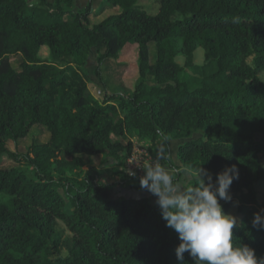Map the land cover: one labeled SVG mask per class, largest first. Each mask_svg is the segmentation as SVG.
I'll use <instances>...</instances> for the list:
<instances>
[{
  "label": "trees",
  "instance_id": "obj_1",
  "mask_svg": "<svg viewBox=\"0 0 264 264\" xmlns=\"http://www.w3.org/2000/svg\"><path fill=\"white\" fill-rule=\"evenodd\" d=\"M37 1L0 0V165H16L0 168V264H178V235L139 177L116 170L119 181L106 184L91 165L96 156L125 163L131 137L161 146V133L168 150L171 140L186 141L177 147L180 164L213 174L239 169L230 189L240 215L233 237L264 258V230L251 227L264 208L256 193L264 183V0H158L153 16L140 0H101L117 13L94 26L91 3L74 13L75 0ZM98 44L99 80L106 61L137 45L130 93L99 100L90 92L83 68ZM42 47L49 58L39 57ZM41 129L46 142L24 154L7 148ZM115 184L149 197L105 199ZM221 203L225 212L232 205Z\"/></svg>",
  "mask_w": 264,
  "mask_h": 264
},
{
  "label": "clouds",
  "instance_id": "obj_2",
  "mask_svg": "<svg viewBox=\"0 0 264 264\" xmlns=\"http://www.w3.org/2000/svg\"><path fill=\"white\" fill-rule=\"evenodd\" d=\"M161 135L163 143L156 157L138 167L144 173L139 177V185L155 197L165 227L178 235L180 243L175 248L178 264H185V253L193 264H264V258L258 257L255 249L235 243L233 229L239 218L225 212L221 203L238 206L230 189L234 180L239 179V169L235 165L226 166L213 174L202 165L166 167L160 161L171 158V153L167 137ZM251 227L264 230V208L253 213Z\"/></svg>",
  "mask_w": 264,
  "mask_h": 264
},
{
  "label": "rangeland",
  "instance_id": "obj_3",
  "mask_svg": "<svg viewBox=\"0 0 264 264\" xmlns=\"http://www.w3.org/2000/svg\"><path fill=\"white\" fill-rule=\"evenodd\" d=\"M49 3H53V0H47ZM91 3V9L95 11L93 15L90 17V26L97 25L102 22L107 17L114 15L117 13L116 9H111L108 5H103L101 0H75L74 6L72 7V12H78L84 10V8ZM30 5L38 4L37 0H29ZM139 9L147 14V15H156L159 11V2L158 0H140L138 2ZM179 16L175 15L172 17V20L178 19ZM104 47L101 44H98L94 49H92L85 67L83 71L86 75V79L88 82V88L93 96L99 100H101L105 93L109 94H125L130 93L135 85V82L138 77L137 70V45H127L119 54L118 61H106L101 67V80H99L95 75L96 68V57L99 52H103ZM149 55L150 61H155V48L153 45L149 47ZM40 58H49V51L47 47H42L39 52ZM176 62L180 65L184 64V58L177 57ZM247 62L251 63V58L247 60ZM194 63L197 65H201L203 63V49L198 48L194 53ZM20 64V58L13 57L11 58V65L14 68H17ZM258 76L261 81L264 82V71L258 72ZM186 78V76H183ZM34 134L31 136H27L24 139H19L16 142H9L7 144V148L19 154H24L27 152L28 148L33 143H44L48 139V135L41 129L37 132H33ZM200 135H193L191 139H197ZM132 143V154L130 158L125 163H120L111 158L96 157L93 158V162L91 165L99 170L100 172V180L103 183L111 184L117 183L119 181L118 176L114 173L116 170L123 171V173L127 177H135L142 176L143 170L138 168L142 164H146L150 159H154L157 155V152L160 146L153 145L148 141H140L137 137H131L129 139ZM126 142V140H124ZM186 141L179 140H171L168 144L169 151L171 153V158L168 160L177 168V165L180 164L177 157V147L181 143ZM164 159H161V163L167 167ZM262 164L264 165V160H262ZM16 166L12 162L4 161L0 168L7 169ZM131 172H135V176H131ZM115 186V187H114ZM112 188L103 192L102 195L105 199L111 200H122L128 197H125L123 192L120 190L119 186L115 184ZM112 189V190H111ZM110 192H107L109 191ZM257 199L261 202L264 199V183H259L256 186ZM141 196H148L147 193H142L139 195H133L134 200L141 198ZM2 196L0 195V200ZM155 202V200H152ZM233 201L236 202L235 197H233ZM224 203V202H223ZM228 213H232L240 219V215L238 213V206L234 207L233 204L226 211ZM238 219V221H239ZM56 229L63 233L64 239L71 238V234L67 231L65 226L61 222H57ZM61 255H66V251L62 250Z\"/></svg>",
  "mask_w": 264,
  "mask_h": 264
},
{
  "label": "crops",
  "instance_id": "obj_4",
  "mask_svg": "<svg viewBox=\"0 0 264 264\" xmlns=\"http://www.w3.org/2000/svg\"><path fill=\"white\" fill-rule=\"evenodd\" d=\"M99 1V0H98ZM96 157H102V156H96ZM96 157H93V158H96ZM93 158L91 159V161L93 160ZM109 159V158H108ZM93 162V161H92ZM119 186L120 190L123 192L124 196L125 197H128V198H125V199H133V198H130V197H133V195H139V194H142L144 192H141V191H137V190H134V189H129V188H124V187H121L120 185H117ZM115 187V186H114ZM112 187V189L114 188ZM111 189V190H112ZM106 192V191H105ZM107 192H110L107 191ZM149 196H141V198H148ZM140 199V198H139ZM152 200H155V197L154 198H151Z\"/></svg>",
  "mask_w": 264,
  "mask_h": 264
}]
</instances>
